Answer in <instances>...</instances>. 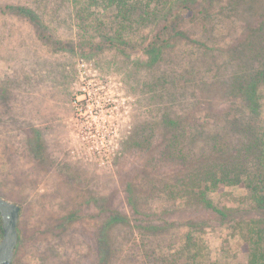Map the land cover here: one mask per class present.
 <instances>
[{
    "label": "rangeland",
    "instance_id": "obj_1",
    "mask_svg": "<svg viewBox=\"0 0 264 264\" xmlns=\"http://www.w3.org/2000/svg\"><path fill=\"white\" fill-rule=\"evenodd\" d=\"M63 1L0 0V195L21 209L16 260L164 264L161 256L177 257L191 236L206 250L197 264H247L239 239L216 222L177 226L202 216L157 196L152 180L172 164L158 170L145 147H123L130 129L152 122L158 107L141 48H80ZM6 6L31 9L52 31ZM193 20L178 30L198 43L177 42L168 71L220 64L223 47L241 33L228 21ZM215 107L195 116L200 125L217 122ZM210 197L238 209L246 191L224 187Z\"/></svg>",
    "mask_w": 264,
    "mask_h": 264
},
{
    "label": "trees",
    "instance_id": "obj_2",
    "mask_svg": "<svg viewBox=\"0 0 264 264\" xmlns=\"http://www.w3.org/2000/svg\"><path fill=\"white\" fill-rule=\"evenodd\" d=\"M62 3L78 31L80 48L129 51L140 47L144 53V67L154 74L152 98L158 107L153 110L152 122L144 119L130 129L123 147H145L158 170L166 162L174 166L170 174H155L152 181L157 196L172 201L178 210L202 216L177 226L203 229L216 222L229 236L239 239L247 264H264V0ZM6 9L39 31H52L31 9ZM187 18L223 20L240 28V35L223 47L220 64L205 70L188 65L179 73L165 69L166 57L177 42L198 43L178 30ZM149 32L153 34L149 36ZM210 107L218 111L217 122L210 127L200 125L195 116L211 112ZM224 187L246 191L245 199H238L240 208L219 207L211 199V194L221 193ZM129 202L137 208L131 196ZM122 220L129 223L130 219ZM186 240L177 257L161 256L162 262H202L206 252L202 243L191 236Z\"/></svg>",
    "mask_w": 264,
    "mask_h": 264
},
{
    "label": "water",
    "instance_id": "obj_3",
    "mask_svg": "<svg viewBox=\"0 0 264 264\" xmlns=\"http://www.w3.org/2000/svg\"><path fill=\"white\" fill-rule=\"evenodd\" d=\"M18 211V205L0 199V212L3 217L5 231L4 240L0 245V251L6 250L8 251L9 255L12 254V250L16 244Z\"/></svg>",
    "mask_w": 264,
    "mask_h": 264
},
{
    "label": "flooded vegetation",
    "instance_id": "obj_4",
    "mask_svg": "<svg viewBox=\"0 0 264 264\" xmlns=\"http://www.w3.org/2000/svg\"><path fill=\"white\" fill-rule=\"evenodd\" d=\"M0 199L4 200L6 202H10L12 204H15V203L5 199L2 195H0ZM18 207H19V211H18V221H17V225H16V232H17L16 244H15L14 249L12 250L11 255H9L8 251H6V250L0 251V264H21L20 262H18L16 260V251H17V246L19 244L18 223H19V217H20V212H21L19 205H18ZM4 235H5L4 221H3L2 214L0 212V245H1L2 241L4 240Z\"/></svg>",
    "mask_w": 264,
    "mask_h": 264
}]
</instances>
